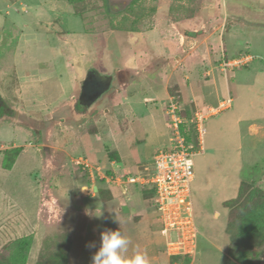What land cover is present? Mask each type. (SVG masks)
I'll return each instance as SVG.
<instances>
[{"label": "rangeland", "instance_id": "rangeland-1", "mask_svg": "<svg viewBox=\"0 0 264 264\" xmlns=\"http://www.w3.org/2000/svg\"><path fill=\"white\" fill-rule=\"evenodd\" d=\"M185 2L187 5L178 3V9L201 14L209 25L227 24L213 38L217 46L221 43L215 62L224 55V44L228 54L233 50V57L251 55L234 71L220 73L227 80L221 99L231 96V107L206 119L204 151L192 158L191 199L199 234L189 264H226L244 250L249 264H264V235L238 236L240 219L229 221L230 207L225 204L237 196L243 181L264 191V0ZM145 6L139 3L133 9L124 0H0V255H11L16 240L27 236L32 243L25 264H36L47 258L50 241L65 234L71 242L67 264H91L101 232L119 228L130 240L129 254L140 250L148 259L157 255L162 264H172L159 232V210L153 195L145 193L143 201L137 187L140 200L135 207H145L146 219L134 221L115 209L130 191L124 197L113 185L112 199L102 198L101 189L92 197L90 188L81 192L74 181L76 176L78 183H85L81 178L87 175L74 160L108 164L106 146L123 157L113 166L116 171L144 173L147 166V172L152 173L155 153L171 145L167 90L160 73L158 87H153L148 80L152 76L144 72L121 90L114 83L97 98L76 102L89 70L121 65L118 38L126 35L127 41L138 47L136 39L142 31L133 27L144 29L143 33L149 29L146 22L137 25L133 19L131 25H127L129 21L125 24V18L118 23V8L122 13L133 9L139 19ZM173 42H163L161 53ZM107 50L114 65L111 57L105 56ZM137 53L140 65L150 67L152 62L154 68H169L164 54L150 61V51L144 54L137 48ZM126 56L132 58V53L126 51ZM191 67L197 72L194 76H201L202 63ZM28 73L33 82H25L23 76ZM107 93L110 96L106 98ZM71 96L73 103L56 111L67 116L64 121H51L50 114L43 115ZM190 104L184 103L189 115L196 109ZM104 107L109 111L104 112ZM18 109L23 112L20 116ZM80 116L84 119L72 121L71 117ZM251 122L260 127L248 128ZM39 142L48 147L38 149ZM13 143L20 144L21 152L6 168L4 150ZM57 148L67 155L61 161ZM63 160L67 167L60 172L55 165ZM81 208H86L90 217L78 216ZM72 222H77L78 230L72 228ZM92 242L96 247L88 246Z\"/></svg>", "mask_w": 264, "mask_h": 264}, {"label": "crops", "instance_id": "crops-1", "mask_svg": "<svg viewBox=\"0 0 264 264\" xmlns=\"http://www.w3.org/2000/svg\"><path fill=\"white\" fill-rule=\"evenodd\" d=\"M127 5L133 9L135 8V5H138L139 3H145V11L140 14L139 19H137V16L135 15L133 9H130V12L126 11L122 13V10L118 8L117 10V22H125L127 25H131V22L137 23V25L144 23V25L147 23L149 29L145 30L146 33H143L144 29L141 28H135V30H139L141 32V38H137L136 41H138V47H136V44L130 43L127 41L128 38L124 36L123 39L118 38V41L120 43V46L118 45V51H119V60L120 57L123 56V59H121L122 63L120 66L114 65V60L112 57V53L110 50H107L108 54H105V56H110L114 68H93V71H98L100 74L103 75H109L111 78V86L116 83L115 88L117 90H121V88L128 82H131V80H135L140 76L142 73H149L152 78L150 79L153 87H158V78L157 75L160 73L162 75V80L165 81V88L167 90V99L173 94L171 92V89H174L175 92H179L180 99L182 100L183 104L186 105L191 103V107H198L202 106L205 107L213 105V103H217L222 95L221 90H223V86L225 85L224 82L226 81L221 78L220 73H222L219 69V60L215 62V57L217 54V51L219 50L221 43L217 46L215 41L213 40L216 32L219 29H222L223 27H226L227 24H225L223 21L221 23L212 24L209 25V20L207 18H204L201 14L195 13L190 14L186 13L183 8L178 9V3L181 5H187V2L185 0H124ZM126 6V5H125ZM170 6V7H169ZM124 18L126 19L124 21ZM133 19V20H131ZM146 22V23H145ZM139 23V24H138ZM141 26V25H140ZM211 26L212 29H209L207 27ZM112 30H108V33H110ZM149 33V34H148ZM158 33L159 37L155 36L154 34ZM155 36V38H154ZM123 40V44L121 45V42ZM143 42H142V41ZM174 41L173 46L167 48V50L164 53H161V47L163 46L162 43L165 41ZM117 41V39H116ZM141 42V45L139 46ZM160 44V46H158ZM156 46V47H155ZM224 46V55L226 58H233V50H231L228 54L226 52L225 44ZM133 47V49H132ZM137 48H141V51L144 52V54H147L149 51V57L150 61L153 59V57H157L158 55H163L166 57L167 60H169L168 66L169 68H154L153 63L150 67L148 64L140 65L139 61L137 59L138 53ZM221 50V48H220ZM126 51L132 53V58H128L126 56ZM110 53V54H109ZM140 56V54H139ZM231 56V57H230ZM159 57V56H158ZM247 58L249 61L251 59V55L248 54ZM172 60V62H171ZM150 63V62H149ZM202 63V71L201 76H194L197 72H195L194 68L191 66H196ZM215 64V65H214ZM214 65L216 68H213ZM149 67V68H147ZM153 67V68H152ZM237 69V68H236ZM235 70V69H234ZM233 70V71H234ZM30 73L24 75L25 82H33L34 78L29 76ZM156 76V77H155ZM28 77V79H26ZM30 77V79H29ZM157 78V79H156ZM39 79V78H38ZM227 79V78H226ZM40 82H43L44 80L41 78L39 79ZM24 83V82H23ZM111 88V87H110ZM109 88V89H110ZM22 91V88L19 90ZM110 94H106V98L109 97ZM74 96L70 97V100L67 102H63L59 104V108L55 110H49L47 113H44L43 115L50 114L48 117V120L51 121H64L65 118H67L66 115L62 113H56L59 109H64V106H69V104L73 103ZM148 99V97H145ZM77 102V100H76ZM164 104V103H163ZM61 107V108H60ZM104 112H108L109 109L106 107L103 108ZM17 114L20 116L21 113H23L20 109L16 110ZM54 113V114H53ZM87 113V112H86ZM83 114V116H87V114ZM220 113V112H219ZM217 113V114H219ZM215 114V115H217ZM24 115V114H23ZM213 115V116H215ZM16 116V115H15ZM83 116H80L78 118L71 117L72 121H78L84 119ZM88 118V117H87ZM47 119V118H46ZM240 119L235 120L237 125L239 124ZM260 127L256 123H249L248 128H258ZM92 134H96L95 132H92ZM117 142V141H116ZM20 144L13 143L10 148L13 147H20ZM46 146L45 143L39 142L37 148L42 149ZM106 148V159L108 164L104 163L102 164L104 167H107L105 169L106 174L113 175L114 173H126V172H118L114 169L113 166H115L119 161L122 160V155L117 149H109V147ZM56 149V148H55ZM62 153V156L59 157V161H61V158L67 157L63 154L62 148H57ZM21 152V151H20ZM20 154V153H19ZM18 154V155H19ZM17 159V157H16ZM15 159V161H16ZM57 164L56 169H59L61 171H66L67 163L65 160L62 162H56ZM138 168H141L140 165L137 166ZM85 181V183H78L80 179H78L75 176V184L76 186L80 187L81 192H85L89 188H92V197H95V194L97 193L99 195L100 189L105 192L106 195H109V200L113 198V192H112V186L118 187L120 190L122 196H126V199L118 201L116 210L117 213L121 214V216L126 215L130 216L134 221H143L145 220V207L137 208L136 202L140 200L139 197V191L138 185L129 184L127 186V191H123L121 187L116 185L113 182H105L103 179H97L95 181H92L88 178V176H83L81 178ZM131 185H134L136 188H131ZM141 191V197L144 201L145 198V191L146 189H142L140 187ZM138 191V192H137ZM44 194V192H43ZM86 193H83L82 196H85ZM45 197V196H44ZM108 201V200H107ZM143 205V204H142ZM141 205V206H142ZM86 206V205H84ZM114 209V210H115ZM89 211L90 209L87 208ZM77 215L81 217L87 216L86 208H81L77 210ZM116 213V211H115ZM119 214V215H120ZM90 217V216H87ZM89 219V218H87ZM90 221V219L88 220ZM34 225V224H33ZM72 228H76L78 230V224L77 222L70 223ZM36 228V226H35ZM74 231V230H73ZM149 260H152V264H162L161 259L157 255H153L152 258L150 257ZM175 264V263H174Z\"/></svg>", "mask_w": 264, "mask_h": 264}, {"label": "built area", "instance_id": "built-area-1", "mask_svg": "<svg viewBox=\"0 0 264 264\" xmlns=\"http://www.w3.org/2000/svg\"><path fill=\"white\" fill-rule=\"evenodd\" d=\"M247 55L219 60V69L225 75L234 67L245 64ZM167 126L171 129V145L159 149L153 156L154 171L144 173L106 174L102 164H89L84 158L74 161L86 171L90 180L103 179L113 182L125 192L129 184L153 191L156 206L159 210L160 235L164 237L165 252L170 256H194L197 246L198 227L194 219L191 199V182L194 179L193 156L204 151V123L206 119L222 110L231 107L232 97L227 95L217 105L196 107L190 116L179 95H171L165 102ZM169 120V121H168ZM188 125L194 137L188 141L183 128ZM92 191V188H91ZM93 192V191H92Z\"/></svg>", "mask_w": 264, "mask_h": 264}, {"label": "trees", "instance_id": "trees-1", "mask_svg": "<svg viewBox=\"0 0 264 264\" xmlns=\"http://www.w3.org/2000/svg\"><path fill=\"white\" fill-rule=\"evenodd\" d=\"M175 94V90L171 89ZM172 94V95H173ZM184 115L190 116L189 111L183 112ZM183 132L188 141L195 136L192 129L188 125H184ZM21 147H13L5 151L6 168H10L15 162L16 157L20 153ZM242 189L239 190L235 198L228 199L225 204L230 207L229 221L240 219L238 228V236H258L264 235V191L260 188L252 186L249 182H242ZM146 194L153 195V191L146 189ZM102 198L109 199V195L102 192ZM69 240V239H68ZM64 235L53 238L47 258L38 261L36 264H67L68 252L71 242ZM15 251L11 255H0V264H25L28 251L30 249L32 238L21 237L15 242ZM247 251H239L235 259H228L226 264H249L246 260ZM172 264L181 262V264H189L190 256L174 255L170 256Z\"/></svg>", "mask_w": 264, "mask_h": 264}, {"label": "clouds", "instance_id": "clouds-1", "mask_svg": "<svg viewBox=\"0 0 264 264\" xmlns=\"http://www.w3.org/2000/svg\"><path fill=\"white\" fill-rule=\"evenodd\" d=\"M88 246L96 247V244L92 242ZM129 246V238L119 228L103 230L99 246L91 257V264H149L146 252L136 250L129 254Z\"/></svg>", "mask_w": 264, "mask_h": 264}, {"label": "water", "instance_id": "water-1", "mask_svg": "<svg viewBox=\"0 0 264 264\" xmlns=\"http://www.w3.org/2000/svg\"><path fill=\"white\" fill-rule=\"evenodd\" d=\"M93 72V70H89V73ZM105 81L106 80H104L103 82L101 81L100 83H98V85L95 86L91 85L89 81H85L83 89L81 91V101L97 98L103 92V90L109 86V82Z\"/></svg>", "mask_w": 264, "mask_h": 264}, {"label": "flooded vegetation", "instance_id": "flooded-vegetation-1", "mask_svg": "<svg viewBox=\"0 0 264 264\" xmlns=\"http://www.w3.org/2000/svg\"><path fill=\"white\" fill-rule=\"evenodd\" d=\"M0 34H1V32H0ZM104 80L109 82V86L103 90V92L101 93V94H103L105 91H107L111 87V78H110L109 75L107 76V75L100 74L98 71H94L93 73H89V71H88V75H86V80L85 81H89L91 83V85L95 86V85H98V83H100L101 81L103 82ZM0 97H1V95H0ZM77 101H81V92H80V94L78 96V100ZM2 103L3 102H0V106L3 105Z\"/></svg>", "mask_w": 264, "mask_h": 264}]
</instances>
